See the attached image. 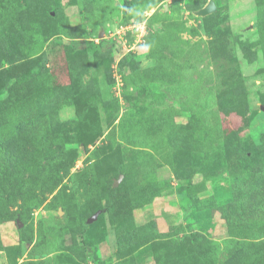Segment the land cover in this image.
I'll return each mask as SVG.
<instances>
[{
    "label": "rangeland",
    "instance_id": "rangeland-1",
    "mask_svg": "<svg viewBox=\"0 0 264 264\" xmlns=\"http://www.w3.org/2000/svg\"><path fill=\"white\" fill-rule=\"evenodd\" d=\"M0 264H264V0H0Z\"/></svg>",
    "mask_w": 264,
    "mask_h": 264
},
{
    "label": "trees",
    "instance_id": "trees-1",
    "mask_svg": "<svg viewBox=\"0 0 264 264\" xmlns=\"http://www.w3.org/2000/svg\"><path fill=\"white\" fill-rule=\"evenodd\" d=\"M26 77H28V76H26ZM25 80H26V78L18 79V80L16 81V83H17V82L21 83V82H24ZM255 208H256L257 212H260V210H262V208H263V205H262L261 203H258L256 206H254V205H249V206L247 207V209H255ZM225 216L227 217V213H226V212H225ZM232 218H233V217H232L231 215L228 216V220H229L230 222L233 221Z\"/></svg>",
    "mask_w": 264,
    "mask_h": 264
},
{
    "label": "water",
    "instance_id": "water-1",
    "mask_svg": "<svg viewBox=\"0 0 264 264\" xmlns=\"http://www.w3.org/2000/svg\"><path fill=\"white\" fill-rule=\"evenodd\" d=\"M216 9V5L214 3V1H210L209 4L207 6H205L204 8H202L200 11H199V14H203V15H206L212 11H214ZM93 218H90L89 219V222L92 221Z\"/></svg>",
    "mask_w": 264,
    "mask_h": 264
}]
</instances>
